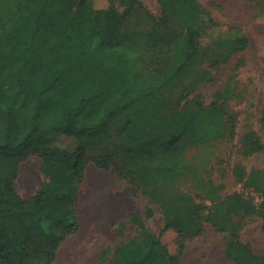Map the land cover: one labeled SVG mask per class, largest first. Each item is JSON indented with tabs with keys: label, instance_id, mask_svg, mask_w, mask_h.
I'll return each instance as SVG.
<instances>
[{
	"label": "trees",
	"instance_id": "trees-1",
	"mask_svg": "<svg viewBox=\"0 0 264 264\" xmlns=\"http://www.w3.org/2000/svg\"><path fill=\"white\" fill-rule=\"evenodd\" d=\"M128 1L122 12L116 0H105L101 7L93 0H0V264H34L33 251L43 252L40 264H52L61 241L79 228L74 203L91 162L106 171L114 168L133 186L139 184L132 193L143 188L142 193L159 201L165 217L157 234L139 213H132L130 221L139 226L136 236L119 244L109 259L104 249L99 264H180L162 235L175 228L185 237H196L217 215L224 217L218 229L231 231L235 238L227 256L236 264H264V256L239 240L234 222L238 214L258 209L264 232V169L241 177L257 193L258 208L255 199L234 194L204 213V206L187 192L158 194L160 185L174 181L182 168L178 144L192 122H198L192 124L198 141L222 134L226 105L219 97L193 116L181 114L169 138L161 134L140 140L131 134L123 153L133 168L119 163L114 148L87 155L83 148L72 151L61 144L70 136L108 133L111 123L124 115L125 128L135 117L157 121L153 112L165 93L202 60L199 29L189 23L178 30L171 21L174 8L184 11L186 19L209 15L199 0H184L192 5L189 9L179 6L183 2L172 6L178 0H160L163 12L154 28L136 31H128L125 22L138 1ZM234 34L227 39L232 49H246L248 37L239 30ZM254 144L264 149L258 140ZM154 146L162 148L155 162L141 158V152ZM31 155L43 159L48 180L26 199L14 183L19 163ZM208 195L213 202L220 199L215 187ZM58 222L64 223L62 235L49 228ZM126 226L121 222L119 232Z\"/></svg>",
	"mask_w": 264,
	"mask_h": 264
},
{
	"label": "rangeland",
	"instance_id": "rangeland-1",
	"mask_svg": "<svg viewBox=\"0 0 264 264\" xmlns=\"http://www.w3.org/2000/svg\"><path fill=\"white\" fill-rule=\"evenodd\" d=\"M93 1L95 7L105 4V0ZM137 1L126 19V29L152 30L163 12L160 0ZM116 2L123 12L129 1ZM199 2L209 15L196 14L186 19L180 8L179 11L176 8L171 11V21L176 29L185 30L189 23L199 29L202 60L187 78L165 93L153 112L157 121H143L135 117L134 123L125 128L127 117L124 115L111 123L108 133L70 136L61 144L72 151L83 148L87 155H99L105 148L111 147L117 151L121 165L133 168L123 153V146L131 134L139 136L140 140H149L161 134L169 138L175 133L171 125L179 120L181 114L193 116L219 97V103L226 105L222 134L198 141V134L193 128L198 122H192L193 125L190 124L180 135L181 142L178 144L182 168L174 181L160 185L158 194L169 197L171 192H187L204 206V213L212 211L214 204L234 194L255 199L258 208L260 199L257 193L246 188L241 177L246 178L253 170L264 169V149L258 150L254 144L255 140L264 144V0ZM174 5L186 9L192 6L184 0L176 1ZM238 30L248 37L249 45L244 50L234 51L227 39L236 35L234 33ZM161 152L162 148L154 146L151 152H141V158L155 162ZM47 180L43 159L31 155L19 163L14 185L23 198L31 199ZM137 186L139 184L133 186L120 179L114 168L106 171L91 162L74 203L79 228L61 241L52 264L58 258L63 260V254L69 252L82 232H93L84 244L86 248L90 245L93 253L89 264H99L104 249L108 251V259L111 258L114 249L135 237L139 230V226L130 221L132 213H139L146 226L159 234L165 222L163 209L151 194L142 193L143 188L133 194L132 188ZM211 187H215L220 195L217 202H213L208 195ZM148 209L152 210L150 214H147ZM223 219L217 215L215 221L206 222L204 231L193 238L185 237L178 229H169L162 235V241L171 254L179 256L180 264H236L226 254L228 245L235 240L234 236L231 231H222L216 226ZM121 222L127 226L120 233ZM234 222L239 227V240L257 255L264 256L263 220L259 210L242 212L234 217ZM63 225L58 222L49 225V228L53 233L62 235L65 233L61 229ZM43 241L37 242L38 247H42ZM42 256V251H33L34 264H40ZM70 261L74 264V259Z\"/></svg>",
	"mask_w": 264,
	"mask_h": 264
},
{
	"label": "bare ground",
	"instance_id": "bare-ground-1",
	"mask_svg": "<svg viewBox=\"0 0 264 264\" xmlns=\"http://www.w3.org/2000/svg\"><path fill=\"white\" fill-rule=\"evenodd\" d=\"M91 233L88 234V232H82L80 234V237L77 239L78 241L76 240V242L71 245V249L69 250V252H67L65 255L63 254V260H59L58 258L55 264H72L70 261L72 259H74V264L76 262H82V264H89L92 260L93 253L91 251L90 245H88V247L86 248L84 244L90 240L92 235Z\"/></svg>",
	"mask_w": 264,
	"mask_h": 264
}]
</instances>
